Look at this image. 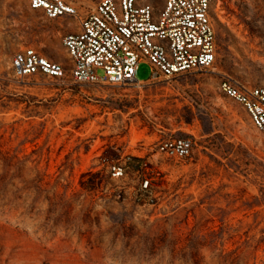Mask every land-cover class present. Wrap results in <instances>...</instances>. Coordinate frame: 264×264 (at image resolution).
<instances>
[{"label": "rangeland", "instance_id": "1", "mask_svg": "<svg viewBox=\"0 0 264 264\" xmlns=\"http://www.w3.org/2000/svg\"><path fill=\"white\" fill-rule=\"evenodd\" d=\"M211 11L213 70L89 84L71 78L62 42L76 19L0 0V264H264V132L218 87L219 72L264 85V0ZM25 45L66 75L14 77ZM151 73L141 58L136 77ZM170 137H191L192 155L159 154Z\"/></svg>", "mask_w": 264, "mask_h": 264}, {"label": "built area", "instance_id": "2", "mask_svg": "<svg viewBox=\"0 0 264 264\" xmlns=\"http://www.w3.org/2000/svg\"><path fill=\"white\" fill-rule=\"evenodd\" d=\"M30 9H42L49 18L76 19V29L63 37L69 57L70 76L75 83L124 85L148 82L159 76L213 70L217 45L211 0H98L84 11L73 0H27ZM145 58L151 65L146 80L136 77L137 65ZM12 75L18 79L34 74L63 77L62 61L49 58L32 45L17 50L10 61ZM101 70L102 74L98 71ZM218 87L240 103L253 126L264 132V85L250 86L227 72H219ZM191 137L161 140L157 152L176 161L193 153ZM146 162L136 172L140 188L150 187V176L143 174ZM114 177H122L126 166L109 164Z\"/></svg>", "mask_w": 264, "mask_h": 264}]
</instances>
